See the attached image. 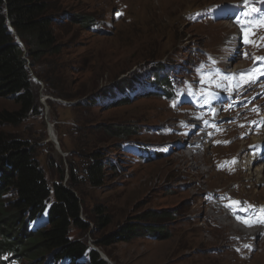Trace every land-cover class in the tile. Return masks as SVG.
<instances>
[{
	"label": "rangeland",
	"instance_id": "1",
	"mask_svg": "<svg viewBox=\"0 0 264 264\" xmlns=\"http://www.w3.org/2000/svg\"><path fill=\"white\" fill-rule=\"evenodd\" d=\"M41 1L49 9L55 50L73 97L45 92V82L35 76L39 106L20 124L0 123V132L31 143L49 184L57 180L58 169H64L65 177L70 168L82 171L90 152H100L105 182L101 188H81V217H93L99 209L110 223L100 228L90 222L88 231L73 228L72 236L76 233L108 264H264V235L257 239L232 224L224 228L203 221L205 210L191 198L199 189L189 190V178L206 177L202 187L209 201L224 198L233 206L264 211L263 178L262 183L252 182L239 160L235 162L243 168L238 181L225 177L222 166L193 176L177 151L167 153L163 145L185 119L197 123L201 118L193 113L211 115L214 105L220 107L205 125L214 139L206 146L213 161L228 154L216 139L226 132L230 147L233 134L226 125L234 124L245 146L254 134L252 118L263 121L257 133L264 134V0ZM232 7H246L250 18L240 11L234 16ZM248 67L259 68L251 75ZM245 75L252 81L244 83ZM232 78L241 82L240 90L231 92ZM215 93L218 101L207 102L208 94L213 101ZM18 107L14 99L0 97V111ZM217 124L226 129L220 132ZM118 127L125 134L116 137L122 131ZM132 221L143 223L144 233L128 241L114 239L105 247L96 244ZM18 255L1 253L0 264H31Z\"/></svg>",
	"mask_w": 264,
	"mask_h": 264
},
{
	"label": "trees",
	"instance_id": "2",
	"mask_svg": "<svg viewBox=\"0 0 264 264\" xmlns=\"http://www.w3.org/2000/svg\"><path fill=\"white\" fill-rule=\"evenodd\" d=\"M48 11L41 0H0V97L19 104L17 110L0 111L2 124H20L29 111L37 109L35 76L45 82V92L63 99L73 97L66 89V70L57 57ZM117 129L122 131L114 133L116 137L125 134L122 127ZM30 145L0 132V254L18 253L31 264H108L76 233L72 236L73 228L88 231L90 222L100 228L110 223L99 209L93 217H81V188H101L105 182L100 152H90L82 171L70 168L65 177L64 169H58L57 180L49 184ZM142 224L126 223L96 244L105 247L114 239L128 241L144 233Z\"/></svg>",
	"mask_w": 264,
	"mask_h": 264
},
{
	"label": "bare ground",
	"instance_id": "3",
	"mask_svg": "<svg viewBox=\"0 0 264 264\" xmlns=\"http://www.w3.org/2000/svg\"><path fill=\"white\" fill-rule=\"evenodd\" d=\"M245 6H247L248 9L250 5L245 4ZM241 10H236V8L232 7L230 9V12L233 13V15L235 16L240 11L243 14H245L244 17L250 18V11L246 10V7H244V9L241 8ZM251 20H253L252 17ZM231 28L235 29L236 27L232 26ZM258 68L259 67H250L252 71L249 72V74L252 75L254 73L253 72L254 70L258 71ZM227 70H229V72L232 71L230 69ZM248 70L249 67L246 73H248ZM249 78H250L249 76L245 75V77H243V82L244 83L247 82ZM231 83H232L230 85L231 92H233L234 90H240L241 82H239L236 79L233 80L232 78ZM213 96H214V100L212 101L211 95L208 94L206 98L207 102L209 103L217 102L218 100L216 98L218 97V93L213 94ZM228 99L229 100L231 99V95H228ZM214 107H210L211 109H209L208 112L215 113L216 111H218V107L220 106L214 105ZM214 113L210 115L209 113L204 111L194 112L193 117L201 118V119L197 123H195V120L192 118L185 119L182 122V127L178 130L176 134H168L167 143H163L164 150L167 153H171L172 151H177L178 153L177 158L179 160L186 162V169L190 175L194 176L195 174H197V175H201L200 177H202L206 174L211 173V168L222 166L223 168L221 169V173H223L225 177L230 179L234 178L235 181H238L241 179L239 170L243 168L240 164H243L245 166V169L248 171L247 172L248 174L246 176L252 178V182L254 183H258V182L262 183L261 182L262 178H263L262 180L264 181V144L262 140L264 134H260L257 132L260 129H262L261 128L262 126H260V124L263 121L255 122L256 117L254 116H253L254 118L250 120V123H254V125L252 126V131L254 132V134L250 137L251 141L248 143L247 146H245L246 144L245 142L240 141L239 135H237L234 131V124H232L230 126L226 125L230 128L233 134V139L229 147L231 136L226 132H222L223 130L226 129V127L223 124L221 125L217 124L216 127L222 133L216 139L218 138L220 139V143L225 147L228 154L221 156V158L219 157L220 159H218V161H213V157L210 154H208L209 152L206 146L208 142L211 145H213L214 139L210 140L212 132H210L208 128L205 127V125L206 123H208V121L210 122V120H208L207 118L213 116ZM234 117L235 116H233V118ZM210 130L212 129L210 128ZM49 131H51V129H49ZM52 131L54 133L53 129ZM246 150L248 151L249 154H245ZM210 160L211 162H209ZM236 160H239L240 164H237L235 162ZM192 161H194V163H192ZM260 162L261 165H256ZM209 163L212 164L211 167L204 168V165H209ZM254 166H258L259 168L256 167L255 171H252V168ZM189 179L192 181L191 185H189V190L194 189V187H197L199 189L191 198L193 204L195 206H199L201 212L202 211L204 212L205 210V214L203 215V219H202L203 221L208 222L209 220H212L217 225H222L224 228L228 227V223H229L232 224L233 227H239L240 231L245 233L246 235L251 237H256L257 239L260 238L262 235H264V228H263L264 211L259 209L256 211L254 210V208L253 209L246 208V206L243 204L238 206L237 205L233 206L227 199L224 198H222L221 201L217 199L213 201H209V198L206 197L208 190L202 187V184H204L206 177L201 181L194 180L192 178ZM240 184H242V182ZM226 218H229L227 223L225 222ZM194 220L198 221V219H194Z\"/></svg>",
	"mask_w": 264,
	"mask_h": 264
},
{
	"label": "snow or ice",
	"instance_id": "4",
	"mask_svg": "<svg viewBox=\"0 0 264 264\" xmlns=\"http://www.w3.org/2000/svg\"><path fill=\"white\" fill-rule=\"evenodd\" d=\"M247 2H248V0H245V3H247ZM237 22H239V21H237ZM241 30H242V31L245 30L244 27H243V25L241 26ZM260 59H264V58H260ZM201 68H203V65H201L200 68H197L196 71L199 73L200 70H201ZM251 71H252V69H249V70H248V72H251ZM201 82H203V81H201Z\"/></svg>",
	"mask_w": 264,
	"mask_h": 264
},
{
	"label": "water",
	"instance_id": "5",
	"mask_svg": "<svg viewBox=\"0 0 264 264\" xmlns=\"http://www.w3.org/2000/svg\"><path fill=\"white\" fill-rule=\"evenodd\" d=\"M48 127H49V129H51V131H49V136L53 139V141L55 140L54 139V133H53V131H52V126L50 125V124H48ZM56 148H59L58 146H56ZM96 250V249H95Z\"/></svg>",
	"mask_w": 264,
	"mask_h": 264
},
{
	"label": "clouds",
	"instance_id": "6",
	"mask_svg": "<svg viewBox=\"0 0 264 264\" xmlns=\"http://www.w3.org/2000/svg\"><path fill=\"white\" fill-rule=\"evenodd\" d=\"M95 250V249H94Z\"/></svg>",
	"mask_w": 264,
	"mask_h": 264
}]
</instances>
